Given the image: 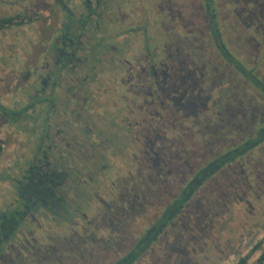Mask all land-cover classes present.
Returning <instances> with one entry per match:
<instances>
[{
	"label": "rangeland",
	"instance_id": "obj_1",
	"mask_svg": "<svg viewBox=\"0 0 264 264\" xmlns=\"http://www.w3.org/2000/svg\"><path fill=\"white\" fill-rule=\"evenodd\" d=\"M210 3L223 46L264 81V0ZM7 18L0 106L26 111L0 114V218L27 178L35 201L0 264H118L143 238L127 264H256L264 93L223 60L205 0H0Z\"/></svg>",
	"mask_w": 264,
	"mask_h": 264
},
{
	"label": "trees",
	"instance_id": "obj_2",
	"mask_svg": "<svg viewBox=\"0 0 264 264\" xmlns=\"http://www.w3.org/2000/svg\"><path fill=\"white\" fill-rule=\"evenodd\" d=\"M205 2H206V7H207V19L209 22V32L211 35L210 37L214 41L217 48L219 49L223 60L229 65V67L232 70H234L237 73H240L244 78H246L250 82V84H252V86H254V88L256 90H259V91L264 93V81L261 78H259L257 75H255L250 69L245 68L244 65L239 60L234 58L227 51V49L223 46V44L221 42L220 33L217 29V26L214 22V18L212 16L213 10L211 8L210 0H205ZM11 20H12V18H7L5 20L0 19V26L7 23V22H10ZM0 113L5 115V116L14 118V119H17V117L19 116L18 114L11 112L2 106H0ZM256 133L254 134V137H255V135L257 137H259V139L256 140L257 142H259L264 138V131L258 130ZM245 146H247V145H245ZM242 149H245V148H242ZM236 152H238V151H236ZM236 152H234V153H236ZM189 194H190V190L187 189L186 191H184L179 196V198L176 200V202L173 204L174 207H176V206L180 207L182 205V203L185 201V199L189 196ZM166 208H167V210L162 214V216L159 217V219L154 224L153 227H155V228L153 230H155V231L160 230L165 225L166 221L169 219V216H171L172 213L170 212V210L174 211V208L172 206H168ZM151 235H152V233H151ZM147 239H150V238H147ZM139 243H138L137 247L134 248L133 250H131V252H130L129 256L132 255L133 259H136L138 257V255L136 254V251H137L139 245L141 244V243L140 244ZM126 259H128L126 262H124V260H123V261L119 262L118 264H126V263H129L131 261L129 259V257H126ZM246 260L247 259L243 257L239 260V262L237 264H244L246 262ZM256 264H264V249L262 250L261 254L257 257Z\"/></svg>",
	"mask_w": 264,
	"mask_h": 264
},
{
	"label": "flooded vegetation",
	"instance_id": "obj_3",
	"mask_svg": "<svg viewBox=\"0 0 264 264\" xmlns=\"http://www.w3.org/2000/svg\"><path fill=\"white\" fill-rule=\"evenodd\" d=\"M40 86H44V81L42 80V82H40ZM41 89H44V87H42ZM9 111H11V112H14V113H16V114H18L19 116L17 117V119L18 118H21L22 116H24L25 115V111L26 110H21V111H18V112H15V111H13V110H9ZM1 114V113H0ZM21 114V115H20ZM3 115V114H2ZM4 117H7V118H10V119H12V120H16V119H14V118H11V117H8V116H5V115H3ZM38 176L39 177H36L35 179H33V187L36 185V184H39L38 186L39 187H37L36 188V190L39 192V193H41V194H43V195H47V186H46V184L48 183L47 181H45L43 178H41L42 177V175L44 176V174L46 175L47 173H45V172H41V171H39L38 172ZM29 175H26V177H28ZM26 179V178H25ZM21 181V180H20ZM23 182L24 181H21V183L19 182V184H22V185H20V194H19V196H20V198H19V201L18 202H20V207H17V209L16 210H14V206L13 207H11V211H10V213L11 214H9V215H4V216H2L1 218H0V241H1V239H3L4 237H5V234H4V230H6V226H9L11 223L13 224V223H16V220H18L19 218H20V215H22V214H24L25 212H26V210L30 207V205L31 204H34V201H35V199H33L32 197H31V192H30V185H28V182H29V179L27 178V185L24 183L23 184ZM28 195V196H27ZM15 202V201H14ZM14 202H12L13 204H14ZM17 202V201H16ZM20 208H22L21 210H20ZM170 212L172 213L173 211L172 210H170ZM145 239H147V238H143V240H141V244L139 245V247H138V249H137V251H136V254L138 255L139 253H141L143 250H145V248L147 247V240H145ZM129 255H130V253H129ZM127 256V257H129V259L131 260V259H133V256L131 255V256ZM128 259H126V258H124V262H126ZM127 264V263H126Z\"/></svg>",
	"mask_w": 264,
	"mask_h": 264
}]
</instances>
